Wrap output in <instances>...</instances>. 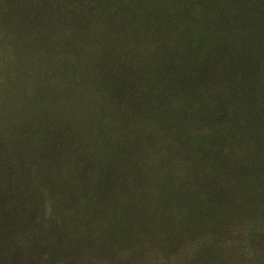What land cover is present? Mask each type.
Here are the masks:
<instances>
[{
  "label": "trees",
  "instance_id": "16d2710c",
  "mask_svg": "<svg viewBox=\"0 0 264 264\" xmlns=\"http://www.w3.org/2000/svg\"><path fill=\"white\" fill-rule=\"evenodd\" d=\"M239 2L131 0L95 39L83 19L22 38L0 264H264V11Z\"/></svg>",
  "mask_w": 264,
  "mask_h": 264
},
{
  "label": "rangeland",
  "instance_id": "374dc122",
  "mask_svg": "<svg viewBox=\"0 0 264 264\" xmlns=\"http://www.w3.org/2000/svg\"><path fill=\"white\" fill-rule=\"evenodd\" d=\"M238 4L242 9L254 8L256 5L264 11V0H240ZM41 6L45 9V14L40 16V19L33 14L27 15L26 11L34 8L42 13ZM108 6L132 8L131 0H0V119L4 117L8 96L10 98L11 94L15 96L18 93L14 84L20 72L22 38L35 35V28H43L48 22V24L59 23L62 29L58 28L47 35L53 40H64L63 38H68L70 34L68 25L82 22L83 19L85 25L88 22L89 27H92L93 32L90 37L95 39L94 34L97 32L95 27L101 25L97 23L101 20V10ZM85 12L88 15L83 17L82 14ZM88 17L91 21L87 19ZM116 37L113 38L119 39ZM259 41L264 43L262 39ZM259 102L261 103V99ZM163 262L157 263L155 259L150 261L151 264H163Z\"/></svg>",
  "mask_w": 264,
  "mask_h": 264
}]
</instances>
